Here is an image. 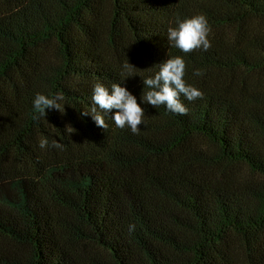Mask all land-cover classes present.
<instances>
[{
	"label": "trees",
	"instance_id": "obj_1",
	"mask_svg": "<svg viewBox=\"0 0 264 264\" xmlns=\"http://www.w3.org/2000/svg\"><path fill=\"white\" fill-rule=\"evenodd\" d=\"M196 15L211 47L186 54L167 29ZM177 55L186 115L143 102ZM97 82L138 133L81 115ZM37 92L63 113L34 120ZM0 264H264V0H0Z\"/></svg>",
	"mask_w": 264,
	"mask_h": 264
},
{
	"label": "clouds",
	"instance_id": "obj_2",
	"mask_svg": "<svg viewBox=\"0 0 264 264\" xmlns=\"http://www.w3.org/2000/svg\"><path fill=\"white\" fill-rule=\"evenodd\" d=\"M209 32L210 28L204 15L184 19L177 18L175 26H170L167 29V40L172 47L186 54L196 49L207 51L211 47L210 41L207 39ZM128 65L130 64L128 63ZM153 67L157 69L154 75L148 76L142 81L143 86L148 89L144 92L143 102L154 108L164 105L171 113L186 115L188 109L181 102V95L189 101L203 97V93L199 89L185 82L183 77L186 64L181 56L169 57ZM194 75L201 76L203 73L196 70ZM63 99V95L59 93L50 98L37 92L32 102L34 113H36L33 119L45 118L46 109H56L63 113L60 103ZM91 102L90 110L82 111L81 115H90L98 127L107 129L105 114L115 110L110 118L117 128L123 129L128 126L133 134L139 132L138 125L143 124L144 109L137 103L136 97L125 87H121L118 83H112L109 89L97 82L93 85ZM47 145V138L40 140L41 149ZM51 146L63 149V145L55 139L52 140ZM128 228L129 232H132L135 230V225L130 224Z\"/></svg>",
	"mask_w": 264,
	"mask_h": 264
}]
</instances>
